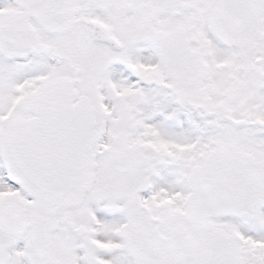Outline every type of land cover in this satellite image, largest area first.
Here are the masks:
<instances>
[{"label": "snow or ice", "instance_id": "snow-or-ice-1", "mask_svg": "<svg viewBox=\"0 0 264 264\" xmlns=\"http://www.w3.org/2000/svg\"><path fill=\"white\" fill-rule=\"evenodd\" d=\"M0 264H264V0H0Z\"/></svg>", "mask_w": 264, "mask_h": 264}]
</instances>
